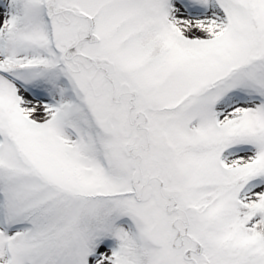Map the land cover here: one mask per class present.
Listing matches in <instances>:
<instances>
[{"label": "snow or ice", "instance_id": "6c2138e0", "mask_svg": "<svg viewBox=\"0 0 264 264\" xmlns=\"http://www.w3.org/2000/svg\"><path fill=\"white\" fill-rule=\"evenodd\" d=\"M0 264H264V0H0Z\"/></svg>", "mask_w": 264, "mask_h": 264}]
</instances>
